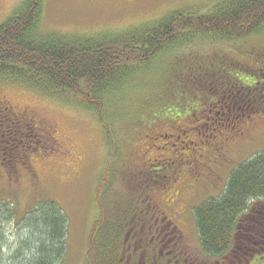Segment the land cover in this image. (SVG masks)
Segmentation results:
<instances>
[{"label": "rangeland", "instance_id": "1", "mask_svg": "<svg viewBox=\"0 0 264 264\" xmlns=\"http://www.w3.org/2000/svg\"><path fill=\"white\" fill-rule=\"evenodd\" d=\"M23 1L4 0L0 20L5 22ZM220 1L44 0L37 32L114 35L172 12L205 13ZM0 96L55 122V135L72 156L63 159V149L44 143L26 153L29 165L18 166L11 176L0 167V216L9 213L0 224L4 237L0 264H6L12 250L33 236L18 220L47 200L60 206L67 217V251L60 264H85L88 234L98 216L95 190L103 175L107 183L100 200L121 219L132 208L130 226L121 232L127 244L135 237L144 242L152 234L157 237L165 226L160 218L170 215L200 248L193 210L209 198H218L240 163L264 152V25L234 42L197 41L171 48L115 91L105 109L113 134V158L105 130L91 110L10 79L0 80ZM226 97L236 107L240 100L250 105L233 112L226 109L230 102ZM177 199L188 203L178 220L181 223L172 215L181 207ZM111 210L106 218L112 220L116 216ZM137 225L142 226L141 232L136 231Z\"/></svg>", "mask_w": 264, "mask_h": 264}, {"label": "trees", "instance_id": "2", "mask_svg": "<svg viewBox=\"0 0 264 264\" xmlns=\"http://www.w3.org/2000/svg\"><path fill=\"white\" fill-rule=\"evenodd\" d=\"M43 1L24 0L0 25V80L10 79L51 98L64 99L91 110L105 130L112 158L116 153L105 109L115 91L144 73L155 59L171 48L197 41L234 42L255 34L264 25V0H221L205 13L172 12L156 22L114 35L41 34L37 28ZM221 90L224 92L223 88ZM239 103L238 111L250 105L243 100ZM5 113L7 111L0 105V132L7 129L2 122ZM1 147L0 167L5 168L8 175L11 176L18 166L29 165L26 153L32 150L28 146L0 143ZM228 177L218 198H209L193 210L200 251L206 255L229 251L234 244L238 219L247 205L264 198V152L240 163ZM104 178L105 175L95 190L98 216L88 234L85 264H120L121 248L126 243L121 232L130 226L133 216L131 208L121 219L118 212L100 200V192L107 183ZM110 210L116 216L112 220L106 218ZM7 215L6 211L0 216V224ZM18 223L33 231V236L12 250L13 256L6 264L62 262L67 251L68 228L67 217L60 206L51 200L42 201ZM141 227L137 225L136 231L141 232ZM107 229L109 231L104 232ZM147 237L145 243L149 244L153 234L148 241ZM3 238L0 228V254ZM148 258L156 256L149 253Z\"/></svg>", "mask_w": 264, "mask_h": 264}, {"label": "flooded vegetation", "instance_id": "3", "mask_svg": "<svg viewBox=\"0 0 264 264\" xmlns=\"http://www.w3.org/2000/svg\"><path fill=\"white\" fill-rule=\"evenodd\" d=\"M3 1L0 0V17L2 16ZM3 22L4 20H0V25ZM226 99L230 101L226 109L233 112L239 110V107H236V102L231 101L230 97H226ZM0 105H3L4 111H7L2 120L7 129L0 132V143H4L5 146L18 143L22 148H26V146L33 148L31 150L40 148V145L44 143L49 146L51 144L63 149L60 151L61 158L65 159L71 156L68 149L64 148L58 136L55 135V122H50L44 117L41 118L35 110L28 106H23L20 109L11 105V101L5 100L2 96H0ZM228 118L229 116L225 121ZM188 188L194 189L195 187L189 186ZM191 194L193 195V192ZM176 201L181 202V207L172 214L173 220L181 223L178 220L186 213L188 203L179 199ZM253 202L251 207H249L251 202L247 205V210L238 219L234 244L227 252L220 255L201 253L200 248H196L182 233L179 225L173 223L169 219L170 215H167L166 218L164 216L160 218V222H164L165 226L159 230L156 227L159 235L153 236L149 244L136 237L132 244H124L121 250L126 260L120 264H264V200ZM248 209H250L249 213ZM149 253H152L156 258H148Z\"/></svg>", "mask_w": 264, "mask_h": 264}]
</instances>
